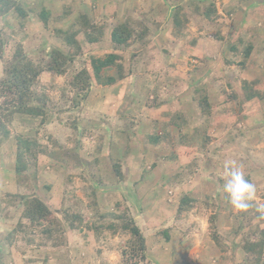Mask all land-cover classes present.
Listing matches in <instances>:
<instances>
[{
  "label": "rangeland",
  "instance_id": "374dc122",
  "mask_svg": "<svg viewBox=\"0 0 264 264\" xmlns=\"http://www.w3.org/2000/svg\"><path fill=\"white\" fill-rule=\"evenodd\" d=\"M13 1H20L28 14L22 28L10 13L0 16V39L6 40L0 78L2 62L11 58L16 44H22L27 54L46 59L52 48L65 50L62 33L72 24L73 29L80 22L86 24V31L76 36L82 54L70 72L55 78L53 87L48 74L39 79L36 91L44 86L49 97L45 124L40 118L16 115L8 125L10 138L0 146V196L23 194L42 200L67 227L66 243L28 244L24 234L14 230L21 204L4 203L0 210L3 264H123L121 248L131 234L118 225L126 221L140 230L146 244L145 259L131 264H242L244 240L259 239L254 233L263 228L255 204L264 203V8H256L264 0ZM208 7H214L215 14L207 20L218 21L219 31L205 26L202 12ZM240 7L248 12L236 15ZM41 9L50 12L44 26L37 16ZM80 16L86 18L77 24ZM175 16L183 29L173 27ZM241 21L255 26L258 50L247 61L238 56L249 63L246 71L222 61L226 48L217 41L218 33L226 34L229 25ZM125 22L137 33L127 46L115 45L112 29ZM196 27L204 29L202 36L207 48L215 51L214 59L186 56L182 44L174 49V38L189 43ZM142 30L147 34L138 39ZM85 33L97 42L88 44ZM108 54L118 55L115 63L122 65L121 76L116 65L103 69L102 78L112 76L117 81L106 87L92 79L87 98L75 106L80 97L73 101V93L63 92L67 81L82 68L91 73L90 59ZM244 82L259 96L246 100ZM107 97L116 98V110L107 106ZM205 97L217 114L214 118L201 114L197 102ZM16 136L34 138L37 149L44 151L37 150L36 166L21 174L15 172ZM229 160L242 165L257 186L253 208L244 219L231 209L222 191ZM153 162L156 166L151 168ZM116 164L121 166L122 179L116 176ZM189 169L193 173H187ZM177 173L188 175L178 182ZM187 195L194 208L178 216L179 202ZM91 204L97 206L96 216L87 211ZM124 209L127 217L119 218ZM66 210L83 216L88 224L94 220L97 230L68 229L62 215ZM113 224L117 227L110 229ZM214 231L218 243L212 239Z\"/></svg>",
  "mask_w": 264,
  "mask_h": 264
},
{
  "label": "trees",
  "instance_id": "16d2710c",
  "mask_svg": "<svg viewBox=\"0 0 264 264\" xmlns=\"http://www.w3.org/2000/svg\"><path fill=\"white\" fill-rule=\"evenodd\" d=\"M196 7V6H195ZM66 12V11H65ZM10 13L11 18L15 19L20 28L23 27L26 15L28 11L23 8L20 1L13 0H0V16ZM215 14L214 7H208L202 12V16L206 19H211V16ZM39 22L44 26L48 22L50 12L48 9H41L37 13ZM86 17L80 16L77 20V24L81 19L85 20ZM173 22L175 25H180L181 21L178 16L174 17ZM73 27V24H72ZM70 27L71 29H73ZM86 24L80 22L77 29L68 31H62L64 37L62 38L66 48L61 50L59 48H52L50 53L46 55V59L37 58L38 53H25L22 44L18 43L15 46L14 52L11 58L4 59L2 62V77L0 78V146L10 138L9 124L11 120L16 115H27L31 117L40 118V124H45L48 119L49 108L47 106V101L49 99L48 95L44 92L45 87L41 92L36 91V86L40 82V77L45 73L48 74L51 79L49 85L53 87V82L57 77H65L68 72H70L73 62L76 61L77 57L82 54L81 45L77 42L76 36L86 31ZM12 36H16L15 33L10 31ZM137 33V32H136ZM134 29L129 25V23H121L113 27L111 32V41L115 45L127 46L132 40L134 34H136ZM147 34V31L142 30L140 36L143 38ZM12 36H10L12 38ZM85 41L88 44H93L97 42V38L90 34L85 33ZM6 38H9L6 36ZM6 40L0 39V55ZM47 54V53H46ZM33 56V57H32ZM35 57V59H34ZM118 55L108 54L105 58H91L90 66L91 73L87 68H82L74 75H72L67 81V86L63 89V92L67 89L68 92L73 93L71 100L76 101L77 97H80L75 106H78L81 102L85 101L88 93L92 86V79H94L98 84L104 86H110L117 81L115 77L102 78V71L105 68L113 67L116 65V60ZM117 74L121 76L122 65L118 63ZM202 88V87H201ZM246 90V100H252L258 97V92H252L249 86H244ZM66 95L63 93V97ZM261 96V95H260ZM198 107L201 110V114H211L210 117H215L217 114L212 110L207 97L201 99L197 102ZM54 108L56 106L52 104ZM58 106V105H57ZM219 115V114H218ZM157 144V138L152 139V143ZM38 143L34 138H27L23 136H16L15 138V172L21 174L27 171L29 168L36 166L37 150L39 152H44L42 149H37ZM156 163L151 164V168H154ZM120 164L114 166L116 176L122 179V173L120 171ZM147 171L144 170L143 175ZM188 172L193 173L188 170ZM182 176H186L182 173L176 174V179L179 182ZM175 177V176H174ZM19 202L21 204V209L19 212L18 220L15 232H20L24 234L25 241L28 244H34L38 247L46 246L48 244L56 247L65 245L66 241L64 239V233L67 229L65 225L55 216V214L49 209V207L37 197H27L23 194H9L0 196V210L2 204H13ZM194 206L193 199L187 195L181 198L179 205L177 207V215L181 216L190 212ZM87 211L90 215H97V206L91 204L87 206ZM128 209L123 210V214L118 216L119 218L127 217ZM1 212V211H0ZM93 212V213H92ZM63 219L70 230H79L80 228H92L95 227L92 224H88L84 221L83 216H72L68 214V210L62 213ZM246 213H242V217ZM258 214L256 213V216ZM260 224L263 228L259 231H252V233L259 234L260 238L257 240H251L246 238L242 244V251L244 253V260L242 264H264V220H260ZM259 224V226H260ZM117 225L113 224L110 229H115ZM121 230H129L131 234V239L126 242V244L121 248V258L123 264H131L132 260L135 259H145V238L143 237L140 230L135 227L130 221H127L122 225H118ZM97 230V229H96ZM95 230V231H96ZM114 231V230H113ZM259 232V233H258ZM114 233V232H113ZM167 237V232H163ZM251 234V233H247ZM28 235V236H27ZM37 235L40 237L38 238ZM12 235L6 240L10 241ZM212 239L218 243L216 237V232L212 234ZM4 254L0 250V264H3Z\"/></svg>",
  "mask_w": 264,
  "mask_h": 264
},
{
  "label": "crops",
  "instance_id": "0c3cea01",
  "mask_svg": "<svg viewBox=\"0 0 264 264\" xmlns=\"http://www.w3.org/2000/svg\"><path fill=\"white\" fill-rule=\"evenodd\" d=\"M249 1L247 0L244 3H248ZM212 3H213V0H212ZM212 3H210V4H212ZM257 5L258 6L256 8H258L259 10L261 8L262 9L264 8V4L260 3V4H257ZM255 6L256 5H254V7ZM138 7H139V5H138ZM193 7H195V4L193 5ZM222 9L224 10L225 13L229 12L227 9H224L223 7H222ZM243 10L248 12L246 8L240 7V8H238V11L236 12V15H237V13H240V11H243ZM225 19L226 18H224V20ZM205 20H204L205 21V26H207L210 29H214L216 31L217 30L219 31L218 24H216L218 21L216 23L214 21H212V22H214V23H212L211 21H208L207 19H205ZM226 20H228V19H226ZM172 24H173V27L175 28V30H177V28L178 29L179 28L183 29L182 27H183L184 24L183 25H175V23L173 21H172ZM228 27L230 29L227 31L226 34H223V32H220V34L218 33L219 36H217V41L219 43H221L226 48L224 50V52L220 55V58H222V61L225 62L227 64V66L230 65L229 68H234V67L237 66V67L243 69L244 71H246L247 68H248V64L249 63H246V62L242 61L243 58L239 59L238 56L242 55L244 57V59H246V61L251 56H253V55L256 56L258 50H256L257 48L254 45V42L256 41V39H254L255 26L252 25V28H250L249 22L243 23L241 21V22H239L238 24H235L232 27L230 25ZM191 30H195V29H191ZM203 30L204 29L201 28V27H198V28L196 27V32L197 33L195 34V36L194 35L192 36V39H191V41L189 43L188 42L187 43H185V42L183 43L182 39L174 38V40H173L175 42L174 49L177 48L179 44H182V46L184 45L185 48H186L185 49L186 51L184 50L185 51L184 54L186 56L193 55V56H195V58H198L199 61L200 60L203 61L205 58L210 59L212 57H213L212 59H214L215 56H213L212 53L215 52V51L212 50V49L209 50L207 48L206 41L203 39V36H202ZM213 36H214V38L216 37L215 34ZM213 36H211V37H213ZM259 39L263 40V37L259 38ZM240 47H243V51L244 52L243 51L242 52L239 51ZM254 50H255V52H254ZM253 81H255V80H253ZM253 81L250 82V84H254ZM247 85L248 84H246L244 82V86H247ZM107 92H110V90H107ZM111 93H113L112 90H111ZM110 98H112V97H107V100H108V102H107L108 105L106 104L107 106L113 105V100H116V98L115 99L112 98L111 100H110ZM221 108L222 107H220L219 110H222ZM113 109L116 110L117 107L113 105ZM110 116L114 117V115H110ZM187 173H188V171H187ZM187 173H183V174L188 175Z\"/></svg>",
  "mask_w": 264,
  "mask_h": 264
},
{
  "label": "clouds",
  "instance_id": "9594fccd",
  "mask_svg": "<svg viewBox=\"0 0 264 264\" xmlns=\"http://www.w3.org/2000/svg\"><path fill=\"white\" fill-rule=\"evenodd\" d=\"M224 183L222 191L227 196L231 209L237 213H247L253 208L257 186L245 175L242 165L236 160H229L224 165ZM257 220H264V203L255 204Z\"/></svg>",
  "mask_w": 264,
  "mask_h": 264
}]
</instances>
